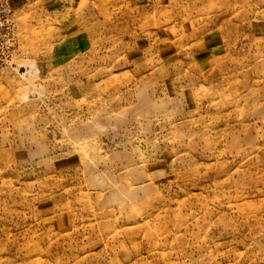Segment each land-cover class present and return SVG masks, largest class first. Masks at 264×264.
<instances>
[{
	"label": "rangeland",
	"instance_id": "rangeland-1",
	"mask_svg": "<svg viewBox=\"0 0 264 264\" xmlns=\"http://www.w3.org/2000/svg\"><path fill=\"white\" fill-rule=\"evenodd\" d=\"M0 264H264V0H0Z\"/></svg>",
	"mask_w": 264,
	"mask_h": 264
}]
</instances>
